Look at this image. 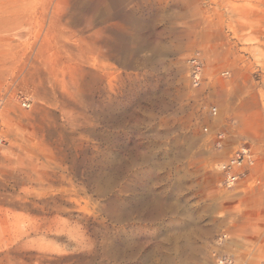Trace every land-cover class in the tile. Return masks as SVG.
<instances>
[{
	"label": "rangeland",
	"instance_id": "1",
	"mask_svg": "<svg viewBox=\"0 0 264 264\" xmlns=\"http://www.w3.org/2000/svg\"><path fill=\"white\" fill-rule=\"evenodd\" d=\"M195 56L230 71L201 120L237 119L226 149L201 131ZM253 64L264 0H0V264H264ZM244 135L260 183L235 192L218 163Z\"/></svg>",
	"mask_w": 264,
	"mask_h": 264
},
{
	"label": "built area",
	"instance_id": "2",
	"mask_svg": "<svg viewBox=\"0 0 264 264\" xmlns=\"http://www.w3.org/2000/svg\"><path fill=\"white\" fill-rule=\"evenodd\" d=\"M188 78L190 80L191 88L198 91V105L201 113L200 128L204 135L214 138V148L217 150L226 149L228 140L238 133L237 119L229 117L224 119L217 125L202 124L201 120L206 117L210 119H217L219 117V108L213 96V91L220 88L223 84L229 81L230 71L223 70L217 72L211 77L205 74L203 62L197 57H193L188 61ZM240 68H246L243 64L238 65ZM237 83L242 87L243 92L240 98H244L245 92L249 90V94L254 95L261 93L263 98L259 100L264 107V67L259 65H251L247 73L242 72ZM240 95V94H239ZM25 106V103L22 104ZM264 114V110H263ZM3 144V137L0 134V147ZM257 140L250 139L244 135L241 143L231 151L226 158L218 163L219 171L223 178L220 186L227 190L242 191L248 186L256 187L260 180L255 174L258 171L261 163V156L257 150Z\"/></svg>",
	"mask_w": 264,
	"mask_h": 264
}]
</instances>
